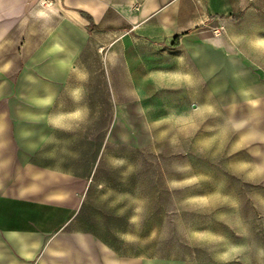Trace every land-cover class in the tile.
<instances>
[{
	"label": "rangeland",
	"instance_id": "1",
	"mask_svg": "<svg viewBox=\"0 0 264 264\" xmlns=\"http://www.w3.org/2000/svg\"><path fill=\"white\" fill-rule=\"evenodd\" d=\"M235 77L153 74L132 90L118 82L99 123L82 115L62 124L82 141L67 148L79 154H69L66 166L84 176L57 178L29 193L21 187L29 200H1L0 228H32L43 243L61 237L78 264L155 257L264 264V107L220 97ZM247 110V121L235 125ZM0 148L1 162L22 163L9 140ZM64 157L39 158L64 166ZM9 189L0 186V195ZM47 195L60 202L43 201ZM45 247L36 259L49 253Z\"/></svg>",
	"mask_w": 264,
	"mask_h": 264
},
{
	"label": "crops",
	"instance_id": "2",
	"mask_svg": "<svg viewBox=\"0 0 264 264\" xmlns=\"http://www.w3.org/2000/svg\"><path fill=\"white\" fill-rule=\"evenodd\" d=\"M262 42L264 0H0V147L9 140L22 158L0 161V186L10 188L0 201L29 200L21 187L29 193L56 185L57 178L84 176L66 166L67 148L82 141L62 124L81 122L82 115L99 123L100 107L111 108L118 82L132 90L153 74L236 76L234 87L219 89L220 97L264 107ZM249 111L234 124L246 122ZM93 138L86 137L91 148ZM95 140L98 155V132ZM43 155H64V166L42 162ZM93 170L91 163L83 171ZM41 236L32 228H0V264H78L61 237L43 243ZM44 245L49 253L36 259ZM140 263L248 264L174 257Z\"/></svg>",
	"mask_w": 264,
	"mask_h": 264
},
{
	"label": "trees",
	"instance_id": "3",
	"mask_svg": "<svg viewBox=\"0 0 264 264\" xmlns=\"http://www.w3.org/2000/svg\"><path fill=\"white\" fill-rule=\"evenodd\" d=\"M177 40H178V36L175 37V39H174V43H176Z\"/></svg>",
	"mask_w": 264,
	"mask_h": 264
},
{
	"label": "snow or ice",
	"instance_id": "4",
	"mask_svg": "<svg viewBox=\"0 0 264 264\" xmlns=\"http://www.w3.org/2000/svg\"><path fill=\"white\" fill-rule=\"evenodd\" d=\"M262 43H264V42H262Z\"/></svg>",
	"mask_w": 264,
	"mask_h": 264
}]
</instances>
